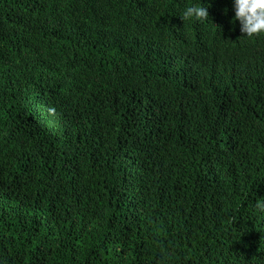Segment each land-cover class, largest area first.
<instances>
[{
	"label": "trees",
	"instance_id": "16d2710c",
	"mask_svg": "<svg viewBox=\"0 0 264 264\" xmlns=\"http://www.w3.org/2000/svg\"><path fill=\"white\" fill-rule=\"evenodd\" d=\"M233 15L0 0V264H264V33Z\"/></svg>",
	"mask_w": 264,
	"mask_h": 264
},
{
	"label": "clouds",
	"instance_id": "9594fccd",
	"mask_svg": "<svg viewBox=\"0 0 264 264\" xmlns=\"http://www.w3.org/2000/svg\"><path fill=\"white\" fill-rule=\"evenodd\" d=\"M234 15L233 21H238L240 32L248 37L264 33V0H232ZM183 21L194 19H208V12L205 3L201 6L191 4L185 7L180 15ZM254 208L264 213V199L257 200Z\"/></svg>",
	"mask_w": 264,
	"mask_h": 264
}]
</instances>
